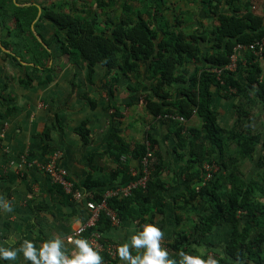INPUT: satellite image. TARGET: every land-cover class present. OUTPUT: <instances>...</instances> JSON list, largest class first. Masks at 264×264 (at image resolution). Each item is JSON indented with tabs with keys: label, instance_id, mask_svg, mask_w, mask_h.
<instances>
[{
	"label": "trees",
	"instance_id": "16d2710c",
	"mask_svg": "<svg viewBox=\"0 0 264 264\" xmlns=\"http://www.w3.org/2000/svg\"><path fill=\"white\" fill-rule=\"evenodd\" d=\"M113 1L94 0L96 13L92 15L90 11L78 9L63 12L56 5L41 7V14L33 24L38 13L36 5L20 7L15 0H0V29L10 33L9 41H1V46L8 49L9 44L13 45L12 52L17 55L16 49L24 43V36L29 35L40 47L31 27L35 28L45 19L64 30L62 53L68 60L72 51L73 55H78L87 63L89 75L95 65H102L138 80L140 66L147 64L149 94L143 97L144 109L152 118L160 117L171 129L169 133L174 136L175 150L180 151L179 158L186 164L182 174L186 185L175 197V201L180 200L176 222L182 228L173 232V238L167 244L169 251L159 257L160 264H264V203L261 202L264 199V133L253 131L250 117L256 104L264 109V62L257 61L255 52L249 49L250 45L261 43L264 60V17L251 11L248 0H224L226 14L219 11L221 0H201V5L216 18L217 24L202 35L186 34L178 19L171 23L165 18L164 0H120V17L115 20L107 17L104 27H100L97 11L102 12ZM237 46L242 47L245 63L237 57L235 67L230 71L227 66L231 64ZM31 54L36 59V53L31 51ZM191 65L193 71L188 68ZM218 70L221 71L219 75ZM172 87H177L175 99L170 91ZM214 91L224 99L240 100L234 107L236 117L229 130L218 124L212 107ZM169 114L183 117L186 122L195 116L199 123L188 126L186 122L165 118ZM81 135L86 140V133ZM147 141L153 153L149 159L146 186L133 190L128 197L107 201L118 225L135 222L142 240L149 234L158 237L165 226L162 217L166 212L168 188L161 178V156L154 153L156 141L147 134L143 142L130 149L116 130L110 135L106 150L118 166L122 156H129L139 163L148 151ZM245 161H255L256 167L248 181L243 179L240 168ZM204 164L215 165L218 170L202 185ZM91 170H94L93 166ZM120 174L121 184L131 180L126 165L110 173L105 180L89 174L84 187H95L91 201L100 202ZM106 184L108 187L104 186ZM54 189L66 204L72 205L69 195L58 186ZM89 215L90 212L82 208L78 219L85 223ZM157 216L161 219L156 220ZM113 227L102 212L88 233L96 231L105 241L115 244L106 238ZM220 229L227 237L222 241V252L217 254L212 250L214 255H209L206 250L200 253V245H207L208 250L214 247L204 240L221 233ZM84 237H76V240L88 249ZM38 251L34 243L24 254L25 263L63 264L58 246L44 258ZM117 251L114 260L106 253L91 252L93 264H118V246ZM152 253L153 249L147 254V261L152 260ZM0 264L9 263L1 261Z\"/></svg>",
	"mask_w": 264,
	"mask_h": 264
},
{
	"label": "crops",
	"instance_id": "0c3cea01",
	"mask_svg": "<svg viewBox=\"0 0 264 264\" xmlns=\"http://www.w3.org/2000/svg\"><path fill=\"white\" fill-rule=\"evenodd\" d=\"M15 1L20 7H38L33 24L41 14V7L52 5L60 6L63 12L78 9L90 11L91 15L96 13L94 0ZM200 1L187 0L183 7L184 4L178 6L176 2L164 0L163 14L171 23L178 19L184 33L202 35L217 23ZM221 1L219 11L226 14L224 0ZM261 1L262 6L257 9L252 0L248 3L254 14L264 17V0ZM120 15V0L109 3L102 12L97 11L100 27H104L107 17L115 20ZM31 32L40 47L25 35L16 55L12 52L13 45L9 44L8 49L1 46V41H9L10 33L0 29V262L26 264L24 254L34 243L41 258L58 246L63 264L95 262L90 254L93 251L79 244L73 235L82 224L78 219L79 210L85 208V202H90L95 193V187L85 189L86 177L92 174L95 179L105 180L110 173L126 165L130 181H133L141 168L140 162L129 156H122L118 166L106 154L109 137L118 130V135L130 149L143 142L147 134L156 141L154 153L161 156V178L168 188L166 212L162 217L165 226L158 237L149 234L142 240L137 224L128 221L113 227L106 238L115 243L118 250L120 248L118 264H160L159 257L169 251L167 244L173 238V232L182 228L177 223L180 200L175 201V197L184 191L186 184L182 174L186 164L179 158L180 151L175 150L174 136L169 133L171 129L160 117L152 118L144 109L143 97L149 94L148 65L140 66L138 80L102 65H95L89 75L87 63L78 55H73L72 51L68 60L62 53L64 30L44 19L35 28L32 25ZM31 51L36 53V59ZM241 53V49H237L233 56L235 60L240 57L244 64ZM253 54L257 61L264 62L262 53L260 56ZM188 68L193 71L194 66ZM170 91L174 99L178 97L177 87ZM212 101L218 124L229 130L236 117L234 107L240 100L224 99L214 91ZM256 105L260 114L255 113V121L264 126V109L260 104ZM198 123L194 116L186 125L197 126ZM82 132L86 133V140ZM55 155L57 165L67 172L72 190L82 196L81 202H76L41 170V165L54 160ZM120 178L121 174L111 188L126 184H121ZM54 186L70 196L72 205L65 203ZM104 186L108 187L107 184ZM160 219V216L156 217V220ZM151 249L152 260L147 261L145 258ZM116 253L118 256V251Z\"/></svg>",
	"mask_w": 264,
	"mask_h": 264
},
{
	"label": "built area",
	"instance_id": "2783aa9c",
	"mask_svg": "<svg viewBox=\"0 0 264 264\" xmlns=\"http://www.w3.org/2000/svg\"><path fill=\"white\" fill-rule=\"evenodd\" d=\"M241 48V46H237V49ZM249 49H251L258 56H260L263 50V46L261 43L257 42L256 44L250 45ZM235 61V57L232 56L231 64L227 66L228 70L231 71L234 69ZM220 72L221 71L218 70L216 73L219 75ZM165 118L179 120L180 122H186L183 117L175 116L172 114L166 115ZM146 145L148 151L146 155L140 160L141 168L138 172V177H136L135 180L126 183L124 186L115 187L107 190L100 202L86 201L85 208L90 212L89 218L85 223L80 224L73 232V235L76 237H83V235H85L84 243L87 245L90 251L106 253L111 260H114L117 256V246L115 244H110L105 241L100 233L96 231H91L88 233V231L91 227L95 225L96 221H98L99 215L102 212L110 220L112 226H118V219L115 213L108 208L107 201L112 198L128 197L131 195L133 190L139 187L144 188L146 186V182L149 178V159L152 158L153 153V150L150 149V144L146 143ZM56 159L57 155H55L54 160H52L51 162L41 165V170L51 178L53 183L59 185L65 193L71 194L76 202H81L82 196L78 192H74L72 190L73 186L67 179V172L57 165ZM203 170L205 176L202 185H204L207 181L213 178V173H216L218 168L216 167V169H214V165L204 164Z\"/></svg>",
	"mask_w": 264,
	"mask_h": 264
},
{
	"label": "rangeland",
	"instance_id": "374dc122",
	"mask_svg": "<svg viewBox=\"0 0 264 264\" xmlns=\"http://www.w3.org/2000/svg\"><path fill=\"white\" fill-rule=\"evenodd\" d=\"M89 1H92V0H89ZM252 1L254 2L256 9L259 8L260 6H262L261 0H252ZM167 2H168V0H167ZM169 2L170 3L176 2L178 4V6H181V4H184L183 7L185 5H187V0H169ZM256 106L253 107V109L251 110V113H250V115H251L250 117L252 119V129L254 132H257L260 130L264 131V126H261L258 121H255L257 119L255 113L257 114V112H259V114H260L259 107L257 108ZM246 108H247V111H250L248 107H246ZM253 111H255V112H253ZM255 161H256V159H255ZM255 161L252 163L245 161L243 163V165L240 167L242 169V173H241L242 177L245 181H248L252 177L253 173L255 172V170H256ZM214 169H216L215 165H214ZM261 202L264 203V199H262ZM220 231H221V233H219L218 235L216 234L215 236L207 237L204 240V242L206 241L207 243L208 242L212 243L214 245L213 248H209V250H208L207 245H200V246H198V251L200 253H203V252H206V250H207L209 255H214V252H212V250H215L216 251L215 253L220 254L222 252V249H223L222 248V246H223L222 241L226 240V238H227V237H225L226 235H224L225 231L221 230V229H220Z\"/></svg>",
	"mask_w": 264,
	"mask_h": 264
},
{
	"label": "water",
	"instance_id": "95a60500",
	"mask_svg": "<svg viewBox=\"0 0 264 264\" xmlns=\"http://www.w3.org/2000/svg\"><path fill=\"white\" fill-rule=\"evenodd\" d=\"M39 14H40V11H39Z\"/></svg>",
	"mask_w": 264,
	"mask_h": 264
}]
</instances>
